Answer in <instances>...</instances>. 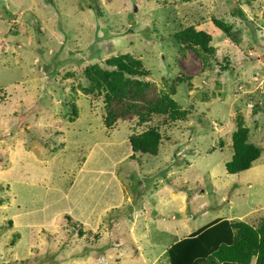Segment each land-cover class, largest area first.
Masks as SVG:
<instances>
[{
    "label": "rangeland",
    "instance_id": "374dc122",
    "mask_svg": "<svg viewBox=\"0 0 264 264\" xmlns=\"http://www.w3.org/2000/svg\"><path fill=\"white\" fill-rule=\"evenodd\" d=\"M135 1L0 0V223L7 224L0 235V264H74L69 260L76 252L80 258L116 249L113 239L118 233L114 230H109L112 236L106 239L100 238V231L75 220L77 229H68L72 222L66 221L65 215L55 218L53 210L68 197L70 187L76 189L88 178L86 174L90 186H104L105 182L110 187L111 181L112 197L122 192L114 171L118 176L123 173L116 166L109 172L104 167L115 155L118 159L119 147L130 150L132 135L148 124L120 120L105 128L101 99L78 89L79 84H86L81 73L84 66H103L106 59L120 54L140 58L150 71L146 80L159 86L166 79H183V83L177 79L174 100L187 111L186 117L190 115L201 124L191 126V118L176 121V126L157 124L169 140L162 139L156 154L137 153L130 147L135 155L129 159L136 162L134 169L153 166L154 179L160 182L153 184L150 177L145 183L132 169L128 173L131 179L122 183L132 201L107 213L101 211L102 206L96 224L115 219L114 229H119L118 223L124 220L127 228L133 227L122 236L129 241L131 234L140 233L150 223L149 211L155 208L161 217L148 229L149 236L157 240L150 256L159 255V264H169L165 254L169 245L212 221L214 214L242 221L264 215V99L259 100L264 81L262 88L252 81L256 73L264 78V0H240L242 15H235L234 0H160L176 10L180 26L198 22L202 26L212 17L233 26L237 34L232 40L237 43L213 24L208 25L217 59L223 62L225 58L232 65L231 70L216 68L212 72L202 69L193 50H177L173 32L167 26V31H162L164 15L158 13L154 21L156 0L140 2L137 8ZM132 16L137 20L133 27L129 23ZM143 16L148 21L143 23ZM224 39L228 41L222 44ZM237 83L236 92L228 99L226 88L232 91ZM254 103L258 106L251 111L249 104ZM74 107L76 115L71 113ZM212 122L216 124L211 126ZM239 123L249 129V140L261 154L251 169L237 173L234 182L224 166L217 145L219 133L214 130L222 126L225 141H221L231 146ZM86 156L90 166L85 164ZM167 179L170 184L165 187ZM138 182H143V188L134 200ZM248 184H252L250 188ZM197 189L203 197L190 202L189 196ZM182 194L187 200L183 212L176 205ZM50 201L51 208H42ZM108 201L110 205L111 198ZM203 202L205 207L200 209ZM19 225L23 241L10 243L11 235L20 231ZM184 225L189 229L183 231ZM52 230L55 254L51 253V239L43 234ZM84 239H88L87 246ZM93 255L98 256L90 263L98 260L102 264L99 253ZM129 264L147 263L139 258Z\"/></svg>",
    "mask_w": 264,
    "mask_h": 264
},
{
    "label": "trees",
    "instance_id": "16d2710c",
    "mask_svg": "<svg viewBox=\"0 0 264 264\" xmlns=\"http://www.w3.org/2000/svg\"><path fill=\"white\" fill-rule=\"evenodd\" d=\"M140 2L143 5L149 0H137L134 7L137 8ZM233 2L235 15H242V2ZM156 4L155 12H152L153 19H158V13L165 16L164 25L161 24L162 31L168 29L173 32L172 38L179 52L184 49L193 50L202 62V69L209 72L216 68L221 71L232 69V65L225 58L222 59L223 62L217 59L208 26L213 24L230 41L237 43L232 40L237 32L231 24L221 18L212 17L202 23L207 25V30L199 29V22L180 26L175 9L165 7L160 0H156ZM262 15L264 16V12ZM132 19L129 23H132L133 27L137 20L133 16ZM259 19L256 17L257 21ZM143 21H148L146 16L142 17ZM211 60L214 61L212 65ZM146 70L140 58L130 53L120 54L106 59L103 66L98 63L84 66L81 73L86 84H79L78 89L85 95L90 94L91 97L101 99L105 128H112L120 120H135L138 125L148 124L145 130L132 135L130 146L134 152L149 155L157 153L162 140L161 125L157 124L164 122L162 125L173 126L176 121L190 119V112L186 117L187 111L173 98L176 94L177 79L179 83H183V79L177 77L176 80L168 81L165 78L163 86H159L154 80H146L150 75V71ZM201 72L205 73L202 70ZM254 104L252 111L258 106L257 103ZM71 113L76 115L75 107L71 109ZM160 118V122H153ZM231 139L232 158L224 166L228 173L236 174L248 170L252 162L260 157L261 149L250 142L249 129L244 127L243 123H239ZM6 229L7 224L0 223V235L4 234ZM50 239L51 253L55 254V237ZM165 254L169 264H251L253 261L254 264H264V216L255 219L253 224L239 220L214 219L172 243Z\"/></svg>",
    "mask_w": 264,
    "mask_h": 264
},
{
    "label": "crops",
    "instance_id": "0c3cea01",
    "mask_svg": "<svg viewBox=\"0 0 264 264\" xmlns=\"http://www.w3.org/2000/svg\"><path fill=\"white\" fill-rule=\"evenodd\" d=\"M199 29L207 30V25L204 24V25L200 26ZM225 41H228V40L227 39L221 40L222 44ZM256 74H258L259 80L257 82L254 80H252V81L256 84V87H258L257 83H263L262 81H264V78L262 77L261 74H259V73H256ZM238 84H240V83H237L236 85H234L232 91H231V88H226L228 99L233 97V93L236 92ZM192 90L193 89H191V91ZM259 94L261 97V98H259V100L264 99V88L262 90H259ZM174 96H173V98H174ZM219 98H220V96H219ZM190 118H191V120L190 119L189 120L192 122L191 126H198L201 124V122L199 120H197V119L194 120L192 117H190ZM186 123L188 124V122H186ZM212 124H216V123L212 122L211 126H212ZM185 127H187V126H185ZM212 129H213V127H212ZM188 130H189V128H188ZM214 132L219 133V135H218L219 140H218L217 145H218V148H219L220 153L222 155V160H223L224 165H225V163L229 162L232 158V154H233L232 148L229 144H226V143L224 144L221 141V139H223V141H225V138L223 137L224 136V134H223L224 128L222 126L217 128L216 130H214ZM161 133H162V131H161ZM167 136L168 135L162 133V139L169 140ZM161 142H162V140L160 141V143ZM130 147H131L130 144H129L130 150H128V148H126V147H121V148L119 147L118 159H116V155H115V158L112 160V162H110V164H112V165L107 163V166L104 167L105 172H109V171L114 170V168L111 169V167L116 166V168H118L119 171H121L123 173V175L118 176L117 173L114 171V175H115L116 179H119L121 181L120 186H121L122 192H119L118 196L112 197L113 189H112V182L111 181H108L110 184V187L105 186V182H104L105 187L102 186L100 183L90 186L89 185L90 175L86 174V176L88 178L86 180L81 181L76 189L74 188L75 186L70 187V191L68 192V194H69L68 197L66 196L65 199L63 200V202H61V205L57 209L53 210V213L57 212L55 218H57V216L60 217L61 215H65L64 216L65 220L72 222V226L68 229H77V228H75V225H74L76 223L75 221H77V222H81L82 223L81 225L84 227L90 228L92 230L100 231V234H101L100 238L110 239V237L112 236V234L109 235L110 229H112L118 233L116 235L117 239H113V246L116 249L110 248L104 252H94V253L86 254L80 258H78L79 257L78 252H76V254L72 258H70L69 262H73L74 264H77L78 262H80V264H82V261H83V263L91 264L90 262H94L92 257L98 256V255H93V254L99 253V255L104 259L102 264H129V263H133L135 259H139V258L143 259L147 264H157V263L159 264V263H161L158 261L159 258H161L159 255L150 256V253H151L150 249L152 247L156 246L157 240L152 238V234L149 236L148 229L154 227L159 222L160 217H161L160 215L157 214L155 208H152L149 211L148 219H149L150 223H148L140 231V233L131 234L130 235L131 240H129V241L122 239V236L124 235V232H127V231L132 232L133 227L131 226L130 228H127L124 220H122L120 223H118L119 229H114V226H116L115 219H111L114 221V223H112V224H109V222L111 220L109 222L105 221L103 224L102 223L99 225L96 224V221L99 217V210L102 209V206H104V208L101 211L107 213L109 210H112V209H121L125 204L130 203L132 201V198H130L129 193L124 190V186L122 184L123 182H127L131 179V176H128V173L129 172L131 173L132 169H133V173L138 174L137 175L138 177H142L145 179V183L149 182L150 177L153 178V181H152L153 184L160 182V179L158 181H156L154 179L156 177V169L153 166H148L147 168L140 167V168L134 169V165L136 162L131 161L129 159L134 158L135 155L132 152ZM214 148H215V145H214L213 149ZM114 149L116 150V148H114ZM209 151H210V149L206 150V153ZM132 153H133V156H132ZM171 158H172V156H171ZM176 158L178 159L177 156H176ZM255 162H257V160L252 162V164ZM85 164H86V166L89 165L88 156H86ZM166 167H164L163 170ZM251 167H252V165H251ZM251 167L249 169H251ZM96 168L94 170H96ZM101 174H104V172L101 171ZM236 175H237V173L230 175L231 177L234 178V180H235L234 182L238 181L237 180L238 176H236ZM110 176H112L111 173H110ZM146 176H148V177L146 178ZM113 180H114V178H113ZM138 183H139V189L136 188L134 190L135 191L134 200H137L139 198V196H140L139 194L143 188V182H138ZM164 183H166L165 187L167 186V184H170L169 179H167ZM251 185L252 184H248L247 185L248 188H250ZM108 197L111 198L110 205H108V203H109ZM172 197H173V193L171 191L170 198L172 199ZM202 197H203V195L201 193V190L197 189L189 196V201L190 202H196L199 199H201ZM185 202H187L186 196L184 194L180 195L177 202H176V205L181 212H183L185 210ZM170 205H172V203ZM204 207H205L204 202L199 205L200 209H204ZM42 208H44V209L51 208V201L46 202V204ZM219 214L221 216H219ZM261 216H264V215L263 214L254 215L251 218H249L248 221H245V222L253 224L254 220L261 217ZM217 218H223V219H228V220H232V221L233 220L242 221L240 219H234V218H231L230 216L223 215L222 213H218V214L213 215V220L217 219ZM210 222H208V223H210ZM150 224L153 226H150ZM207 224H205V225H207ZM205 225H203V226H205ZM181 229L184 231V230H188L189 228L187 225H184ZM198 229H200V228H197V229L192 230V231L195 232ZM155 230H157V228H155ZM54 231L53 230L51 232L43 231V234L45 236L48 234L49 238L55 237V235H51L54 233ZM193 232H191V233H193ZM141 235H147V238L143 239L140 237ZM188 235H189V233H188ZM29 236L32 237L31 234ZM178 240H180V239H177V241ZM22 241H23V238L21 237L20 243ZM84 241H85L86 246H87L88 239H84ZM126 248H128V249L126 250ZM125 252H130V253L134 254V256L132 258H129L125 254ZM91 255H93V256H91ZM139 261H137V262H139ZM42 263L43 262H41V264ZM98 263H99V261L97 260V264ZM252 264H254V261L252 262Z\"/></svg>",
    "mask_w": 264,
    "mask_h": 264
},
{
    "label": "clouds",
    "instance_id": "9594fccd",
    "mask_svg": "<svg viewBox=\"0 0 264 264\" xmlns=\"http://www.w3.org/2000/svg\"><path fill=\"white\" fill-rule=\"evenodd\" d=\"M255 77H256V75H255ZM258 78H259V76H258ZM255 81V80H254ZM257 82V81H256ZM255 105V104H254ZM253 109V108H252ZM252 111V110H251ZM19 227V229H20V231H18V233L16 234H12L11 235V237L9 238L10 239V243H13L14 241H16V240H20L21 239V237L24 235V233H23V229H22V226L21 225H19L18 226ZM18 234L20 235V237H18Z\"/></svg>",
    "mask_w": 264,
    "mask_h": 264
},
{
    "label": "built area",
    "instance_id": "2783aa9c",
    "mask_svg": "<svg viewBox=\"0 0 264 264\" xmlns=\"http://www.w3.org/2000/svg\"><path fill=\"white\" fill-rule=\"evenodd\" d=\"M254 79H255V81H258V80H259V78H258V74H256V77H255ZM259 85H260L261 88H262L263 83H259ZM249 107H250V108H248V109H252V108L254 107V105L249 104Z\"/></svg>",
    "mask_w": 264,
    "mask_h": 264
}]
</instances>
